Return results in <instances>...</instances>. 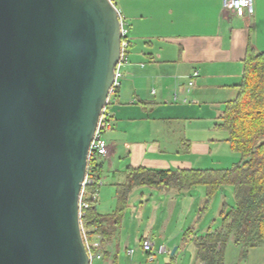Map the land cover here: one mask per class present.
Here are the masks:
<instances>
[{
    "label": "water",
    "instance_id": "1",
    "mask_svg": "<svg viewBox=\"0 0 264 264\" xmlns=\"http://www.w3.org/2000/svg\"><path fill=\"white\" fill-rule=\"evenodd\" d=\"M120 16L113 0H0V264L90 263L79 197Z\"/></svg>",
    "mask_w": 264,
    "mask_h": 264
},
{
    "label": "crops",
    "instance_id": "2",
    "mask_svg": "<svg viewBox=\"0 0 264 264\" xmlns=\"http://www.w3.org/2000/svg\"><path fill=\"white\" fill-rule=\"evenodd\" d=\"M113 2L132 43L122 86L113 98L117 104L108 108L112 128L106 132L109 152L101 158L102 177H110L114 187L107 188V200L98 204L103 210L115 200V184L125 179L128 165L176 169L221 162L220 152L226 148L222 140L226 142L227 137L216 139L206 132L212 131L214 121V126L219 122L226 102L237 96L248 45L264 51V0H252L253 11L245 10L243 14L227 12L224 0ZM196 70L199 75L187 94L186 76ZM177 88L183 97L189 96L190 102L174 101ZM195 120L207 126H189ZM162 122L172 123L178 134L176 152H168V145L162 149L158 135V124ZM128 128L136 133H129ZM197 132L206 135L196 137ZM123 133L127 135L125 140ZM228 155L227 160H237L236 154ZM159 191L173 198L185 197L188 190ZM168 201L172 203L166 198ZM166 219L164 214L160 221L157 218L139 241L150 237L156 246L155 238L164 239L168 234L163 231Z\"/></svg>",
    "mask_w": 264,
    "mask_h": 264
},
{
    "label": "trees",
    "instance_id": "3",
    "mask_svg": "<svg viewBox=\"0 0 264 264\" xmlns=\"http://www.w3.org/2000/svg\"><path fill=\"white\" fill-rule=\"evenodd\" d=\"M237 87V96L226 102L215 126L228 132L226 140L232 151L241 153V160L230 167L155 169L128 165L124 171L125 179L115 184L116 207L113 211H99L96 202L83 217L88 239H95L96 234L102 237L100 248L94 252L101 251L103 264H119L118 249L113 251L109 247L116 240L133 191L144 186L157 190H189L203 185L205 200L198 212L197 223L210 208L219 188L233 186L235 204L222 205V225L217 229L211 226L205 233L192 238L196 263L223 264L224 249L230 236L237 245H244L245 252L264 244V51L256 50L252 44L247 47L242 80ZM119 91L120 88L113 93L114 97ZM111 101L109 99L108 108ZM94 164L97 176L102 178L101 158ZM88 188L96 190L98 183ZM195 229L192 225L185 230L184 240L186 233L190 237L195 234Z\"/></svg>",
    "mask_w": 264,
    "mask_h": 264
},
{
    "label": "rangeland",
    "instance_id": "4",
    "mask_svg": "<svg viewBox=\"0 0 264 264\" xmlns=\"http://www.w3.org/2000/svg\"><path fill=\"white\" fill-rule=\"evenodd\" d=\"M124 67L125 66H122L123 73ZM123 78L124 76L121 78L122 82ZM113 98L114 94L110 96L113 103L110 104V106L117 104V101ZM225 106L226 104L224 105V109ZM218 121H220V118ZM198 122L195 120L192 123H189V126H201L203 128L207 126V123L204 121ZM214 124L215 121L211 126L212 131L206 132V134L211 135L212 138L216 139H224L227 137L228 132L219 128L216 130ZM158 125L160 126L158 135L161 137V139H158L162 145V149L168 145V152H176L178 134L175 132L176 130L174 129L173 124L162 122ZM106 132L104 133L105 140H107ZM134 132V129H129V133ZM206 134L197 132L195 135L196 137H199L200 135L205 136ZM122 136L125 140V136L127 135L123 133ZM222 142L226 144V148L220 152L221 162L206 164L207 166H201V168L230 167L233 163L241 160V153L236 151L232 152L229 147V143L223 140ZM222 142L221 144H223ZM229 152L236 154L237 160H227L226 157L229 156ZM111 181L110 177L107 179H103L102 177V184L99 185V188H97L99 191V201L97 205L100 201L102 203V201L107 200V188L111 189L114 187ZM133 192L135 193V196L132 194L133 196L131 195L130 197V206L126 209V212L123 215L122 225L116 240L109 247L113 249V251L118 249L119 264H204L203 262L196 263V247L192 239L193 236L205 233L211 226L214 229L219 228L222 225V217L220 216L222 205L224 203H227L229 206L235 204L233 186L223 185L214 195L210 208L203 213L202 218H200V221L197 223L196 219L198 217V212L202 208L205 200V187L203 185H198L189 189L186 191L185 197L177 195L172 198L167 196L166 191H159L149 186L138 187ZM141 193H144L145 196L143 197L142 195H138ZM176 194H178V192ZM166 198L172 200V203L169 201L166 203ZM176 200H179V202ZM108 207V210H103L102 206H98L99 211L101 212H112L116 207V197L115 200L108 205ZM163 214L167 217V219L163 224L164 229H162L163 231L166 230L168 234L164 239L160 238V236L155 238L156 246L153 251L154 259L151 260L140 246L139 237L150 230V227L153 226L157 218L160 221ZM192 225L196 226L195 234L193 233L190 237H188L189 235L186 233V239L184 240L185 230ZM154 229L157 231L156 227ZM161 244L168 246L170 251H172L176 246L179 248L174 254L175 256H173L170 252H159ZM131 250H133V252L131 254H127V252ZM245 251L244 245H237L234 242L233 236H230L224 249L223 264H264V244L258 247L249 248L247 252ZM95 264H103V259L95 262Z\"/></svg>",
    "mask_w": 264,
    "mask_h": 264
},
{
    "label": "built area",
    "instance_id": "5",
    "mask_svg": "<svg viewBox=\"0 0 264 264\" xmlns=\"http://www.w3.org/2000/svg\"><path fill=\"white\" fill-rule=\"evenodd\" d=\"M224 7L227 12H235L239 14H243L245 10H248L250 13L253 11V4L252 0H224ZM121 18L122 24V54L120 62L116 66V74H115V81L110 91V96L113 93L121 88L122 81L121 78L124 76L122 71V66L129 63V56H128V49L130 47L131 39L129 37V29L125 25V22ZM199 75V71H194L191 75L186 76L187 82L185 84V91L189 94L195 85V78ZM181 76L177 77V80L180 79ZM110 99V97H109ZM108 99V102H109ZM174 101L175 102H190L189 96L183 97L178 88L175 90L174 93ZM107 102V104H108ZM112 128V121L109 119V111L107 105L102 111V114L99 119V123L94 135V138L91 142L89 156H88V166H87V173L83 182V187L81 190V194L79 197V210H80V219L82 224L83 230V237L87 246V250L90 254V263L95 264L102 259L101 251L94 252V249L100 248L101 244V235L96 234L95 239L89 240L86 234V231L83 226V217L85 216V212L89 209L94 203L99 201V191L98 189L92 190L88 187L94 183H98L99 185L102 184V178L97 176L96 167H95V160L97 158H103L108 156L109 148L107 141L104 139V133ZM140 246L142 247L143 251L147 253L149 259H154L155 244L150 237L144 238L140 240ZM133 250L129 251L131 254ZM159 252H170V249L166 245H161L159 248Z\"/></svg>",
    "mask_w": 264,
    "mask_h": 264
}]
</instances>
